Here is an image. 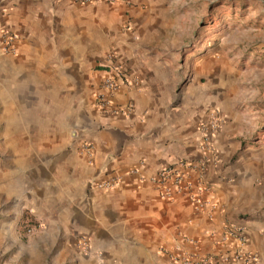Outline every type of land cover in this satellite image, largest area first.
I'll list each match as a JSON object with an SVG mask.
<instances>
[{
	"label": "clouds",
	"instance_id": "1",
	"mask_svg": "<svg viewBox=\"0 0 264 264\" xmlns=\"http://www.w3.org/2000/svg\"><path fill=\"white\" fill-rule=\"evenodd\" d=\"M27 2V42L55 40L65 51L56 60L60 86L42 108L47 120L31 108L30 91L21 100L24 109L17 105L18 80L27 82L29 69L7 53L0 61V99L11 109L0 143V264H141L143 246L117 215L126 210L122 189H103L123 182L121 173L129 169L149 179L167 167L158 164L162 159L175 165L203 159L201 186L212 193L220 227L264 245V131H258L264 111H255L264 109V0H234L236 15L218 16L215 25L200 29L195 43L206 55L190 86L183 83L191 79L190 64L176 59L183 38L192 39L193 25L177 31L174 19L184 0H139L130 9L127 0H116L114 10L108 0H97L95 15L74 0ZM121 10L135 17L132 35L139 34L125 53L135 60L131 88L93 71L97 57L110 64L113 32L119 44L131 40L120 32L129 19L119 16ZM66 32L79 34L75 45L63 39ZM93 94L112 99L113 106L93 112ZM209 111L219 116L211 122L214 134ZM29 124L54 133L52 146L38 151L30 139L19 147ZM93 180L94 198L87 187ZM27 212L43 227L28 232Z\"/></svg>",
	"mask_w": 264,
	"mask_h": 264
},
{
	"label": "crops",
	"instance_id": "2",
	"mask_svg": "<svg viewBox=\"0 0 264 264\" xmlns=\"http://www.w3.org/2000/svg\"><path fill=\"white\" fill-rule=\"evenodd\" d=\"M74 3L78 9L91 7L93 15L97 12L95 6L97 2L93 4H80L74 1ZM138 3L139 0H133L132 5L127 8L130 9ZM115 5L116 3L110 4L113 10L115 9ZM28 7L27 0H0V61H3L5 58L1 52L2 35L8 33L14 34L17 36V39L15 41V52L10 54L12 62L16 64L23 63L29 69L24 74L28 76V81L18 80L23 85L20 95L17 97V105L21 109H24V104L21 103V100L25 95V89L33 94L32 88L34 82H60V77L56 75L59 68L56 60L61 58V54L65 51L64 48L57 49L55 40H42L37 41L35 44L27 42L26 38L30 35V31L29 26L24 21L28 16ZM119 16L129 17L127 25L121 27L120 32H127L131 40L126 39L123 44H119L115 41L116 33L113 32V42L116 43L113 54L128 71V79L121 86L131 88L132 80L130 77L133 75L132 66L135 60L132 56L125 53L130 50L131 44L137 42L139 34L132 35L135 31L132 26V20L135 17H132L129 11L121 10ZM37 19H39V16H37ZM93 23L99 24L100 21L96 20ZM75 27L86 28L83 23H77ZM104 31L108 32V28L105 27ZM52 36H55L54 32ZM63 39L75 45L79 39V34L73 35L72 32H66ZM101 59L97 57L96 64L99 65ZM97 68L94 67L93 71L104 73L101 68ZM102 77L103 75L99 79L101 80ZM191 83L188 85L190 86ZM33 96H31L32 101ZM96 97L97 95L93 94L92 111H104L94 104ZM134 103V101L129 99L127 110H131ZM32 105L33 102L31 107ZM112 106V99H108V106L106 108ZM10 110V107L0 99V115L6 114L9 116ZM119 111L121 114L125 113L126 109L123 104H120ZM200 155L203 157L201 153ZM88 159L91 160V156H88ZM184 162L192 165L186 168L184 172L187 188L185 191L172 193L170 200L162 197V190L158 182L160 171L166 167L158 168L149 179H145V176L141 174L139 169L125 170L121 173L123 182L120 179H116L117 184L115 187L103 189L105 194L109 191L117 192L122 189L121 194L125 197L123 208L126 210L117 215L121 217L119 222L125 227L130 228L133 235L139 238V243L143 246L144 251L141 256V264H180L176 259L187 254L199 259L205 256L214 257L217 253L231 257L225 264H240L239 261H235L232 258L234 250L230 246L233 245V240H224L222 238V234L227 226L222 228L217 221V205L213 200L212 193L209 189L201 186V175L193 178L188 174L189 170H192L193 173L200 171L197 166L204 165L203 159L185 160ZM158 164L167 165V167L172 165L167 159L158 161ZM94 184L95 181L93 180L89 181L87 185L93 198L96 195ZM193 197H198L200 201L198 205ZM220 214L223 215L222 210ZM246 238L244 250L251 255L254 254L257 257L258 264H261V260L264 259V251L258 238L252 237L250 239L247 233ZM82 239L76 241V243L79 245Z\"/></svg>",
	"mask_w": 264,
	"mask_h": 264
},
{
	"label": "rangeland",
	"instance_id": "3",
	"mask_svg": "<svg viewBox=\"0 0 264 264\" xmlns=\"http://www.w3.org/2000/svg\"><path fill=\"white\" fill-rule=\"evenodd\" d=\"M133 3L131 0L129 3L127 2V7L129 8ZM236 4L234 0H184V6L178 9L177 16L174 18L176 20L177 31H179L185 25L191 24L192 28V39L188 37L183 38V47L179 50V54L176 59L177 62L181 65L190 64V77L191 79L184 80L183 83L190 84L195 79V74L199 71L198 62L199 59L206 55L204 51H198L195 43V39L200 36V29L209 25L211 21L212 25H215L217 22V17H228L236 15ZM99 68L98 64L95 65V68ZM97 68V69H98ZM94 70V69H93ZM200 83H204L203 78H201ZM60 86V82L50 81V82H34L33 83V105L32 109L36 111V114L40 117L41 120L48 119V113L43 112L42 108L44 106L50 105L52 100L50 98L51 94L58 89ZM35 91V92H34ZM37 96V97H35ZM63 99V96H60ZM97 101L95 99V103ZM99 107V106H98ZM255 111H264V109H256ZM208 117L210 114H215L217 116V120L219 119L218 114L215 112H208ZM8 115L1 114L0 120V143L3 142L5 134L9 131V126L7 124ZM258 131H264V128L258 129ZM32 140L37 145L38 151H42L45 147L52 146L53 141L55 139V134L50 133L47 129H43L39 126L34 127L33 125H28V134L21 135L18 137L19 147H27L28 141ZM29 217H32L29 220ZM25 225H31L28 227L27 231L32 232L36 228H41L43 225L41 222L35 218L34 213L27 212L25 214ZM227 229V227H226ZM226 229L222 234V238L226 240L225 233ZM232 241V240H231ZM247 241V239H246ZM233 245L230 246L234 251H236L235 242L233 241ZM262 246V250L264 251V245ZM245 248V246H244ZM247 253V252H246ZM249 254V253H247ZM215 255L225 256V254L217 253ZM251 255V254H249ZM254 258V262L251 264H258L257 257L253 254L251 255ZM233 257V256H232ZM231 257H228V259ZM240 264H249L247 262H243L240 260ZM226 263V262H225Z\"/></svg>",
	"mask_w": 264,
	"mask_h": 264
},
{
	"label": "built area",
	"instance_id": "4",
	"mask_svg": "<svg viewBox=\"0 0 264 264\" xmlns=\"http://www.w3.org/2000/svg\"><path fill=\"white\" fill-rule=\"evenodd\" d=\"M77 3L80 4H93L96 3L97 0H74ZM131 0H127L129 3ZM109 4H115L116 0H108ZM17 39V36L14 34H4L2 35L1 41H2V47L1 52L3 54H13L15 52V41ZM99 68H101L104 73H110L111 75L107 78L109 83H112L113 79L115 81L119 82L120 85L125 84L126 80L128 79V71L126 67L120 63L117 58L112 54L111 62L110 64L100 63ZM105 80V77L103 76L101 81L103 82ZM97 104L101 110H105L108 106V100H105L103 96H97L96 97ZM217 120V116L215 114H210L208 117V123L209 127L213 129V132H215V128L212 125V121ZM85 148H87V145H85ZM203 155V153H201ZM90 156V155H89ZM192 165L190 163L182 162L180 165L172 164L169 167L164 168L160 171L158 175V182L160 183V189L162 190V197L170 200L172 197V193L174 192H180L185 191L187 186L185 185V169L188 167H191ZM201 176H203V168L204 165H198ZM183 169V171H181ZM117 184V181L112 184L111 188L115 187ZM95 185V184H94ZM104 189H109L105 187ZM196 204L198 205L200 203L198 197H193ZM226 240L231 239L235 242L236 251L233 254V259L240 260L243 262H247L249 264L253 263L255 260L254 258L247 254L244 250V246L246 244V233L241 235L235 230H229L228 227L226 229L225 233ZM178 263L180 264H225L226 261H228L227 256H220L216 255L214 257L212 256H205L202 258H196L190 254H187L185 256L179 257V259H176ZM176 261V262H177Z\"/></svg>",
	"mask_w": 264,
	"mask_h": 264
}]
</instances>
